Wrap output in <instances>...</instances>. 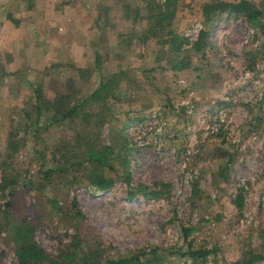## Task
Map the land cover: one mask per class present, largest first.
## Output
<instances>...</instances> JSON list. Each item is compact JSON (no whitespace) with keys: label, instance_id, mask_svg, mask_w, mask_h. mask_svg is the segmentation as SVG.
I'll list each match as a JSON object with an SVG mask.
<instances>
[{"label":"rangeland","instance_id":"374dc122","mask_svg":"<svg viewBox=\"0 0 264 264\" xmlns=\"http://www.w3.org/2000/svg\"><path fill=\"white\" fill-rule=\"evenodd\" d=\"M31 1L0 0V264H17L22 223L50 256L76 244L78 264L150 248L155 258L138 264H189L187 242L209 250L205 264H238L247 251L264 264V0H246L253 22L204 13L239 0H169L154 36L149 16L166 0ZM60 1L77 14L72 30L57 23ZM205 26L209 47L194 51ZM107 75L109 94L52 120L56 92L65 110ZM104 145L109 168L85 159ZM181 225L194 228L186 239Z\"/></svg>","mask_w":264,"mask_h":264},{"label":"trees","instance_id":"16d2710c","mask_svg":"<svg viewBox=\"0 0 264 264\" xmlns=\"http://www.w3.org/2000/svg\"><path fill=\"white\" fill-rule=\"evenodd\" d=\"M19 1H30V0H19ZM169 0H166L164 2V6L162 9H158L155 13H152L149 18L152 19L154 22V25L152 26V29H149V34L154 36L156 35V32H161L165 28V22H169V19L171 18L172 12L169 11ZM219 8L221 10H225L228 13H236V14H244L247 16V19L251 22L256 19L258 16V13L256 10H254L251 3H249L246 0H239L237 2H218L217 4H205L204 13L207 15L211 12V10ZM212 17L205 16L203 21L208 23L211 20ZM168 29L166 32L167 34L171 33V30ZM209 28L208 26H205L202 29H199L197 32V35L194 40L191 42V46H193L194 51L195 50H203V47H209V42L207 40ZM171 39L177 38L176 35L172 34ZM179 41H176V44L172 43V49L174 51H179L181 46L183 45L182 41L184 40L182 37L177 38ZM260 48L264 50V40L260 43ZM202 56V55H201ZM188 66L187 62L183 61H176L174 64V69L180 70L182 68H186ZM116 75V74H115ZM116 76L114 75H107L106 78H102L100 81H98L97 86L92 89L86 96L83 98L77 99V103L75 105H71V107L66 108L65 110H60L62 100L64 98L63 93L56 92V95L54 97V100L56 102L54 103V113L52 115V120L55 119H61L64 117H71L73 114L78 112V109L81 105L88 101H94L97 100L99 95H103L104 92L105 96L109 94L110 88L114 85V80ZM36 94V93H35ZM36 105H35V111L38 112L39 110V104L41 102V98L36 94ZM59 102H61L59 104ZM53 105V104H52ZM114 153L109 145L101 146L97 151L87 150L86 152V160L94 161V163L97 166L102 167V165H106V167H110V162H112L111 156H113ZM70 164V163H69ZM51 171V170H50ZM42 173V177L46 179L50 172L47 171H40ZM98 176L96 175V179ZM98 187L104 188L110 183L106 180H103L102 178H98ZM137 189H141L142 194L144 196L147 195H157L159 191H145L144 186H137ZM128 195L132 196L133 193L135 194L134 190H128ZM193 193H198V189L194 188ZM236 205L240 204L242 201V196L240 193L236 195L235 198ZM75 204V203H73ZM32 227L28 224H15L12 226L13 229V237L12 240L15 242L14 246V254L16 257V263L17 264H78V261L80 257H78V253H80L81 249H78L76 247V244L73 245L74 249L71 250L65 249L60 252H58V255L50 256L48 255L43 248H41L36 241L33 239V236H31L30 229ZM193 226L187 225V226H180V235L183 239H186L191 233H193ZM156 253H158V250L155 248L150 249H143L140 252L131 253L127 255H123L121 257L115 258V259H106V264H138L139 261L143 259V262L147 263L151 260L145 255L150 254L152 255V259L155 258ZM248 255L243 258L242 260L238 261V264H253L255 261H258L262 258V254L259 252H253V251H247ZM181 257H184L185 260L188 261L189 264H205L206 257L209 254V250L202 249L200 246H193L190 242H187L184 246L181 247ZM244 254V253H242ZM241 254V255H242ZM82 262V260H80ZM152 262V261H151Z\"/></svg>","mask_w":264,"mask_h":264},{"label":"crops","instance_id":"0c3cea01","mask_svg":"<svg viewBox=\"0 0 264 264\" xmlns=\"http://www.w3.org/2000/svg\"><path fill=\"white\" fill-rule=\"evenodd\" d=\"M32 1L33 2H37V1L49 2L48 0H32ZM53 7L55 8L53 11L56 13V16L58 17L57 18L58 25H60V27L65 28L67 31H69V29L72 30V26L75 25L76 22H78V19L76 16L77 14H74V12L72 11L73 10L72 5H70V3H63L60 1L58 3L54 2ZM32 11H33V7H30L28 12L34 15ZM75 27L77 26L75 25ZM67 53L69 54V52H66L65 54Z\"/></svg>","mask_w":264,"mask_h":264}]
</instances>
